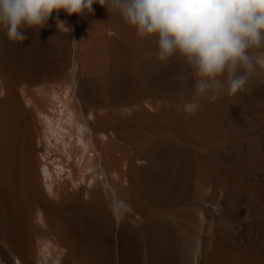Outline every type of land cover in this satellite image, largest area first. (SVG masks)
Here are the masks:
<instances>
[{"label": "rangeland", "instance_id": "1", "mask_svg": "<svg viewBox=\"0 0 264 264\" xmlns=\"http://www.w3.org/2000/svg\"><path fill=\"white\" fill-rule=\"evenodd\" d=\"M93 8L94 15L84 17L60 10L69 32L57 29L54 19L37 32L25 28L26 39L13 43L19 52L0 29L5 76L0 74V98L13 87L17 90L19 147L23 150L32 136L41 190L39 166L45 157L56 155L49 149L61 147L54 131L60 125L48 108L65 91V85L48 78L56 61L67 71L69 103L79 124L86 123L87 113L80 110L72 91L81 81L101 98L96 111L109 117L105 128L114 163L109 161L108 183L95 187L107 194L110 217L94 213L100 203L92 194L95 187L88 170L69 179L54 165L48 198L60 199L66 191L76 194L78 218L63 220L59 235L32 230L49 228L50 222L37 210L34 218H20L21 231L33 242L31 264H57L58 259L60 264H264V71L257 68L248 90L235 97L226 92L215 99L212 93L200 97L178 57L161 62L154 38L141 39L119 12L109 13L99 4ZM85 49L87 72L82 75L76 67ZM34 51L44 60L37 70L31 62L23 76ZM35 71H43V80L34 79ZM181 77L183 82H178ZM45 114L51 115L48 124ZM99 148L104 147L99 143ZM117 165L125 172L123 194L114 181ZM0 222L2 246L15 228L1 191Z\"/></svg>", "mask_w": 264, "mask_h": 264}, {"label": "clouds", "instance_id": "2", "mask_svg": "<svg viewBox=\"0 0 264 264\" xmlns=\"http://www.w3.org/2000/svg\"><path fill=\"white\" fill-rule=\"evenodd\" d=\"M94 4L119 12L141 39L154 38L161 62L178 57L200 97H235L248 90L257 68L264 71V0H0V29L13 43L26 39L25 28L49 27L50 19L69 32L60 10L84 17L94 15Z\"/></svg>", "mask_w": 264, "mask_h": 264}, {"label": "bare ground", "instance_id": "3", "mask_svg": "<svg viewBox=\"0 0 264 264\" xmlns=\"http://www.w3.org/2000/svg\"><path fill=\"white\" fill-rule=\"evenodd\" d=\"M59 13L62 12L60 11ZM11 44L15 52H19V47L15 46L13 42H11ZM29 46L30 44L28 48ZM33 49L35 48L33 47ZM86 57L87 50L85 49L81 54L80 63L76 67L82 75L87 72ZM43 60L44 56L34 51L31 56L27 57V64L24 67L26 72H24L23 76L28 75L27 72L29 71L31 62L35 70H37V63ZM2 64L3 60L0 55V74L5 79ZM76 68L74 67V70H76ZM48 72L49 80L59 86L65 85V91L62 97L58 95L57 98H55L57 100L56 102L51 101L48 104V108L54 113L52 115V120L57 119L58 125H60L59 129H54V131L56 132L55 140L61 141V147L55 145L54 150L49 149V152L55 153L56 155L53 157H45V162H42L39 166V174L44 180L43 190L46 193L40 189L41 186H39L35 176L36 170L33 158L36 154V150L32 142V136L27 138V144L23 150H20L19 147L20 127L17 124V116L19 114V104L16 96L17 90L15 87L11 88V90L7 91L6 96L0 99V191L5 202L8 203L10 216L14 219L15 228L10 236H6L3 239L2 246H0V262L2 264H10L11 261L14 264H31L32 262L31 245H33V242L31 244L29 236L21 231L19 224L20 218H34V210H37L40 218H46V221L48 223L50 222L47 231L32 227L34 232L41 235L51 233L59 235L63 231V220L69 222L77 221L78 206H76V194L68 193L66 191V184L63 183L64 185L62 187V190L66 191V193L61 195L60 199L57 198V195H52V198H48L49 189H51L52 186L49 179L53 178L51 168L54 165L60 166V168L65 171V176L69 177V179H71L73 173L77 171H79V173H85L86 170H88L90 173L88 174L89 180L95 187L96 184L101 182L108 183L110 173L109 161L114 163L112 158L110 159L111 139L109 134L106 133L107 131L105 128V125L109 123L108 114L96 111V108L100 105L101 98L99 99L95 94H91L88 87L89 85H85L83 81L79 82L77 87H73V97L76 99L78 98V107L82 112L87 113V117H85L87 119H83L86 121L85 129L83 128L85 124H79L78 118H76L74 112L71 111L68 98L69 86L67 85L66 79L67 71L64 69L63 64L60 61H56L54 67L50 68ZM43 78V71H35L34 79H40L41 81ZM4 79V85L8 86ZM10 115L13 121H7V117ZM44 116L45 122L48 124L51 115L45 114ZM7 124L8 127L6 126ZM44 135L47 137L46 129ZM99 143L104 147L103 149L99 148ZM113 172L115 173V183L121 186L118 193H125L127 191V187L123 184L125 172L121 169L120 165H117L116 169H113ZM92 194L98 195V202L100 203L99 208H96L97 210H95L94 213L102 217L105 216L104 218L110 217L111 202H109L107 194L101 193L98 187L93 188ZM66 204L71 205L72 208L69 210L65 209L64 206ZM22 206H25V208H22ZM119 212L120 209L116 210L117 214ZM51 218L55 219L54 224H51ZM71 231L73 233L77 232L76 229L72 227ZM150 248H152V246ZM147 257L144 259L147 260ZM76 262L78 263V261ZM57 264H60L59 259L57 260Z\"/></svg>", "mask_w": 264, "mask_h": 264}, {"label": "flooded vegetation", "instance_id": "4", "mask_svg": "<svg viewBox=\"0 0 264 264\" xmlns=\"http://www.w3.org/2000/svg\"><path fill=\"white\" fill-rule=\"evenodd\" d=\"M0 99H2V98H0Z\"/></svg>", "mask_w": 264, "mask_h": 264}]
</instances>
